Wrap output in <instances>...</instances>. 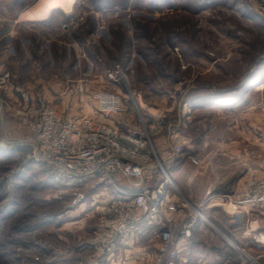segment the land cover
Returning a JSON list of instances; mask_svg holds the SVG:
<instances>
[{
    "label": "rangeland",
    "instance_id": "rangeland-1",
    "mask_svg": "<svg viewBox=\"0 0 264 264\" xmlns=\"http://www.w3.org/2000/svg\"><path fill=\"white\" fill-rule=\"evenodd\" d=\"M90 1L0 0V264H154L158 253V229L96 252L90 240L98 214H90V196L78 203L44 164L29 159V108L51 107L65 121L89 117L123 136L143 132L156 116L173 124L178 108L186 112L182 130L199 148L190 157L195 165L178 171L176 182L170 176L182 197L191 181L193 199L215 184L232 196L229 180L264 159V86L241 85L258 62L264 69V16L251 13L249 0H112L126 1L125 8L102 12ZM116 65L126 82L106 77ZM232 88L238 92L227 94ZM220 92L235 104L224 110L186 104ZM99 94L120 98L123 110L101 111ZM254 237L264 245V233ZM217 239L209 227L204 241Z\"/></svg>",
    "mask_w": 264,
    "mask_h": 264
},
{
    "label": "built area",
    "instance_id": "built-area-1",
    "mask_svg": "<svg viewBox=\"0 0 264 264\" xmlns=\"http://www.w3.org/2000/svg\"><path fill=\"white\" fill-rule=\"evenodd\" d=\"M249 2L251 13L264 16V0ZM105 74L112 81H127L119 65ZM97 97L101 111L118 114L123 110L120 98L102 94ZM26 101L29 102V97ZM186 114L181 113L177 121L169 125V135L187 126L189 119ZM24 123L30 126L28 143L32 152L29 159L44 164L56 186L74 193L78 203H84L98 187L111 191L113 200L102 205L90 240V245L101 255L114 251L117 245L124 244L140 232L141 225L147 224L160 230L154 264H178L177 261L186 264L185 258L179 255L177 234L189 239L199 223L205 227V233L209 227L214 228L200 206L190 204L180 196L166 165L159 158L151 142L152 133L158 129L157 124L145 128L143 132L123 136L115 126L89 117L65 121L61 113L48 106L29 108ZM182 151V146L175 145L166 154L169 159L176 160ZM192 161L197 163L195 159ZM261 164L262 175L250 176L240 200L233 202L231 196L225 198L234 204L264 205V159ZM151 165L158 174L152 187L137 190L123 188V179L140 185L144 170ZM88 181L92 184L87 186ZM178 205L189 209L182 223L176 214ZM259 250L264 257V245H259ZM251 263L254 261L250 260Z\"/></svg>",
    "mask_w": 264,
    "mask_h": 264
},
{
    "label": "crops",
    "instance_id": "crops-1",
    "mask_svg": "<svg viewBox=\"0 0 264 264\" xmlns=\"http://www.w3.org/2000/svg\"><path fill=\"white\" fill-rule=\"evenodd\" d=\"M259 65L260 64L258 62V66L255 69V74H252V77L247 79L246 82L241 83V85L249 86V84L254 83L252 87L255 88L258 86H264V69ZM260 69L263 70L260 71ZM232 100L233 99H229L225 94L214 98L189 101L186 102V104L192 110L199 108H216L224 110L229 106L231 107L232 104H235ZM181 113L182 111L178 108L176 111L177 119L180 117ZM154 118L155 122H153V124H157L159 120L165 119L164 117L159 119L158 116ZM208 135L209 132L204 133L202 141L204 139L208 140ZM159 137L163 140V144L159 141ZM156 139L159 141L157 142L156 140V143H158V149L155 148L158 150V154L160 156L159 158L161 159L162 163L166 165L170 176L174 182H176V174L178 171H182L187 163L191 162L190 164H196L192 163L190 157L197 156V148H199L198 139L192 135H188L185 130H179L174 135H169V132H166V134L160 133L156 135ZM175 145L182 146L185 151L186 157L183 158L182 162L180 157H178L176 160H171L166 154ZM159 147L162 149H159ZM241 158L244 159V155L241 156ZM248 163L249 165L245 173H242L237 178H235L234 183L232 182L233 180H229L228 182L229 184H232L234 190L233 195L231 196L233 202L241 199L242 193L245 189V183L251 175L261 176L263 173L260 161ZM157 179L158 174L151 165L149 168L144 170V179L140 185L132 184L131 182L124 179L122 180V185L126 190L150 188L155 184ZM191 182L188 183L187 187H183L185 188L182 193L184 196L183 198H185L190 204H193L197 207L200 206L205 218L212 223L214 227L212 229L217 234H219L221 239L213 241L210 245L207 244L204 241V236L207 235V232L205 233V227L200 223L193 229L192 235L189 239L181 238L178 233L176 236V241L177 247L179 249V255L180 257L185 258L184 260L187 261L186 264H199L201 262L208 264H250V260L254 261V263L251 264H264V257H261L259 245L254 244V236L264 233L262 232L264 230H261L259 227L260 219L264 217V205L254 206L249 204L231 203L229 199L225 198V196L229 195L220 194L219 191L221 186L224 187L225 184L207 186L201 197H196L193 199L190 197L192 193L187 192V189L193 186L191 185L193 184ZM91 184L92 182L88 181L87 186ZM194 184L196 185L197 183ZM180 192H182V190ZM90 194L92 203L90 204L91 209H89V211H91V215L101 214L102 205L113 200L111 191L102 187L96 188ZM172 198L174 200L176 199L175 197ZM81 206L83 209L85 205L81 204ZM188 212L189 209L187 207L178 205L176 214L180 223H182V221L186 218ZM217 212L221 213V219L220 216L215 217ZM240 230H245V232H243L244 237L240 236L242 233ZM148 232H150V230L146 229L143 233L148 234ZM177 263L182 264L179 263V261H177Z\"/></svg>",
    "mask_w": 264,
    "mask_h": 264
},
{
    "label": "trees",
    "instance_id": "trees-1",
    "mask_svg": "<svg viewBox=\"0 0 264 264\" xmlns=\"http://www.w3.org/2000/svg\"><path fill=\"white\" fill-rule=\"evenodd\" d=\"M89 5H91L90 7L95 9L96 11L98 12H102V11H110V10H120V9H117V8H125L126 6V1L124 4H118L116 3L115 1H112V0H94V1H90ZM124 5V7H122ZM263 21H264V18H263ZM121 67V65H119ZM123 67H125V65H122ZM122 68V67H121ZM231 92H238L237 91V88H232L231 90L227 91L226 93H231ZM226 93L224 92H220V96L222 95H225ZM222 94V95H221ZM167 119H161L157 122V126H158V129L152 133L153 135H157V134H166V132H168V129H169V125L171 124L170 122L166 121ZM173 123V122H172ZM174 124V123H173ZM182 130V129H180ZM183 152L184 149H183ZM34 164L38 165V164H41V163H36V162H33ZM146 229H158V227L156 226H149L147 224H144V225H141L140 226V232L143 233ZM159 235V233H158Z\"/></svg>",
    "mask_w": 264,
    "mask_h": 264
}]
</instances>
